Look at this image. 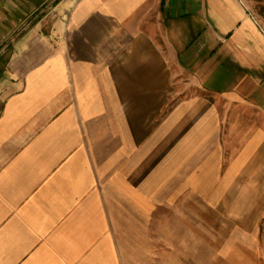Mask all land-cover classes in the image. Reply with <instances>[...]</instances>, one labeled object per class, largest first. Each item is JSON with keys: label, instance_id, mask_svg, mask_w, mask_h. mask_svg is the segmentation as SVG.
Returning a JSON list of instances; mask_svg holds the SVG:
<instances>
[{"label": "crops", "instance_id": "crops-1", "mask_svg": "<svg viewBox=\"0 0 264 264\" xmlns=\"http://www.w3.org/2000/svg\"><path fill=\"white\" fill-rule=\"evenodd\" d=\"M262 150L246 0H0V264H132L135 216L223 205Z\"/></svg>", "mask_w": 264, "mask_h": 264}, {"label": "rangeland", "instance_id": "rangeland-1", "mask_svg": "<svg viewBox=\"0 0 264 264\" xmlns=\"http://www.w3.org/2000/svg\"><path fill=\"white\" fill-rule=\"evenodd\" d=\"M246 1L255 14L264 17V0ZM157 154L156 150L151 153V161ZM252 161L223 205L205 209L199 202L198 209H186V203L183 209H153L140 221L135 216L134 222L138 224L133 226L134 246L128 247L129 261L132 258V264H264V150ZM214 172L217 173L215 167Z\"/></svg>", "mask_w": 264, "mask_h": 264}]
</instances>
